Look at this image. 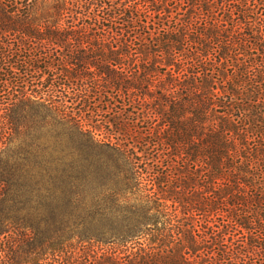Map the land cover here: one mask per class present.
<instances>
[{
    "label": "trees",
    "instance_id": "16d2710c",
    "mask_svg": "<svg viewBox=\"0 0 264 264\" xmlns=\"http://www.w3.org/2000/svg\"><path fill=\"white\" fill-rule=\"evenodd\" d=\"M58 130L109 198L28 187ZM0 264H264V0H0Z\"/></svg>",
    "mask_w": 264,
    "mask_h": 264
},
{
    "label": "rangeland",
    "instance_id": "374dc122",
    "mask_svg": "<svg viewBox=\"0 0 264 264\" xmlns=\"http://www.w3.org/2000/svg\"><path fill=\"white\" fill-rule=\"evenodd\" d=\"M55 134L35 131L28 136V187L51 183L62 187L55 196L56 203L49 205L46 211L61 214L66 210L67 201L74 197L69 192L70 185H82L81 195L88 199L109 198L111 193L97 188L101 184L104 187L113 184L110 168L107 171L97 169L99 165H109L107 150L83 148L80 146L82 137L70 136L63 130ZM106 136L104 132L98 139Z\"/></svg>",
    "mask_w": 264,
    "mask_h": 264
}]
</instances>
